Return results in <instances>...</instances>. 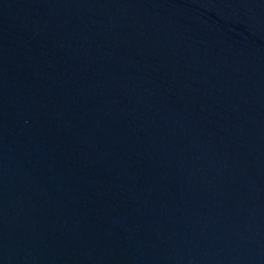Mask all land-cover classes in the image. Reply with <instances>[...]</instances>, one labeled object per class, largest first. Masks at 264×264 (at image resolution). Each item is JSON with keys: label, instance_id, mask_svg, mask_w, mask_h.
Returning a JSON list of instances; mask_svg holds the SVG:
<instances>
[{"label": "water", "instance_id": "95a60500", "mask_svg": "<svg viewBox=\"0 0 264 264\" xmlns=\"http://www.w3.org/2000/svg\"><path fill=\"white\" fill-rule=\"evenodd\" d=\"M0 264H264V0H0Z\"/></svg>", "mask_w": 264, "mask_h": 264}]
</instances>
